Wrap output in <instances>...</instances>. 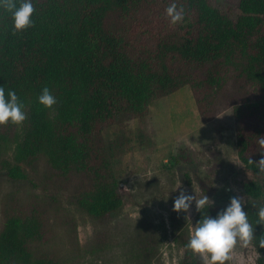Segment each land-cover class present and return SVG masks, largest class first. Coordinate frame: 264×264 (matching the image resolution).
<instances>
[{"label": "trees", "instance_id": "obj_1", "mask_svg": "<svg viewBox=\"0 0 264 264\" xmlns=\"http://www.w3.org/2000/svg\"><path fill=\"white\" fill-rule=\"evenodd\" d=\"M176 2L185 10L176 25L165 12L171 0H33V25L21 31L0 9V86L16 92L27 114L20 125H0V153L14 143L18 161L43 156L55 172L80 175L78 204L106 220L129 199L113 168L120 145L106 141L104 129L144 117L156 99L189 84L202 122L228 107L238 120L237 154L252 175L243 190L255 264H264V221L257 215L264 172L249 163L264 155V0H240L236 19L211 0ZM44 87L56 97L51 108L38 102ZM6 177L35 185L18 163L7 166ZM224 207L197 211L196 223ZM173 212L181 264H204L185 247L186 215ZM48 238L39 206L13 205L0 230V264H58L39 249Z\"/></svg>", "mask_w": 264, "mask_h": 264}, {"label": "rangeland", "instance_id": "obj_2", "mask_svg": "<svg viewBox=\"0 0 264 264\" xmlns=\"http://www.w3.org/2000/svg\"><path fill=\"white\" fill-rule=\"evenodd\" d=\"M211 1L232 19L240 13V0ZM237 129L231 107L202 122L189 84L156 99L144 117L106 127L105 140L120 145L113 168L121 192L129 199L106 220L78 204L80 175L55 172L43 156L18 161L13 143L0 153V230L13 205H37L49 233L39 249L58 264H181L184 250L173 224V201L181 190L197 199L206 194L213 204L224 206L231 197H239L251 221L243 184L252 175L237 154ZM179 153L186 158H174ZM12 163L24 167L36 186L8 179L7 166ZM184 214L193 234L195 202ZM257 255L252 241L238 242L229 264H255Z\"/></svg>", "mask_w": 264, "mask_h": 264}, {"label": "clouds", "instance_id": "obj_3", "mask_svg": "<svg viewBox=\"0 0 264 264\" xmlns=\"http://www.w3.org/2000/svg\"><path fill=\"white\" fill-rule=\"evenodd\" d=\"M0 9L11 13L15 31L25 30L33 25L31 18L35 11L33 0H20L18 5L15 0H0ZM165 12L172 25L184 21V7L182 5L178 7L176 0H171ZM37 99L47 108H51L56 103V97L52 95L48 87L42 88ZM23 109L24 104L16 92L8 89L6 93L5 88L0 86V125L9 122L16 125L22 124L27 118ZM260 145L264 146V137L260 140ZM249 163L254 164L258 172H264V155L256 162L249 158ZM193 202L197 211L209 208L213 204L206 194L197 199L195 194L181 190L173 201V211L188 212ZM243 204L241 198L233 196L216 216L205 215L195 224L194 232L190 235L185 247L202 256L205 264H227L231 260V253L237 243L243 242L247 245L254 237L253 225L249 222ZM257 215L259 221H264V206L258 209ZM259 246L264 248V239L259 241Z\"/></svg>", "mask_w": 264, "mask_h": 264}]
</instances>
